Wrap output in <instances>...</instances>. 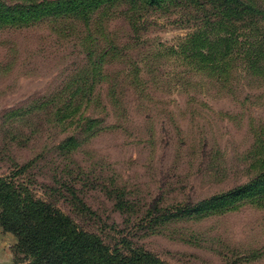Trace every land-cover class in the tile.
<instances>
[{
  "label": "rangeland",
  "instance_id": "1",
  "mask_svg": "<svg viewBox=\"0 0 264 264\" xmlns=\"http://www.w3.org/2000/svg\"><path fill=\"white\" fill-rule=\"evenodd\" d=\"M95 1L0 0L11 264H264V0Z\"/></svg>",
  "mask_w": 264,
  "mask_h": 264
},
{
  "label": "trees",
  "instance_id": "2",
  "mask_svg": "<svg viewBox=\"0 0 264 264\" xmlns=\"http://www.w3.org/2000/svg\"><path fill=\"white\" fill-rule=\"evenodd\" d=\"M195 1L201 2V0H195ZM207 1H209V0H207ZM120 2L126 3L129 6V9H132L134 7V5H133L134 2H139V5H143L144 7H148L149 9H153V7H154L156 9L160 10L161 4H163L164 1H161V0H96L89 7H96L97 5L103 6L104 4L112 5V3L117 4ZM236 3H238V0H232L231 2H229V0H216V4H217L218 10H219L218 12H220V15L222 17H227V11L234 10L233 5ZM79 5L83 6V2H80ZM85 7H86V5H85ZM124 14L126 17V12ZM119 15H120V13H119ZM104 19H106V18H104ZM128 26H129V28H131L129 23H128ZM111 51L115 52L116 49L111 43H109V46L104 51L101 52V55L99 56V58H97V60L94 62V64L97 66L101 65L102 61H103L102 60L103 57L105 55L109 54ZM85 67H87V66L85 65ZM75 91H77V90H75ZM262 161H264V158L262 159Z\"/></svg>",
  "mask_w": 264,
  "mask_h": 264
},
{
  "label": "crops",
  "instance_id": "3",
  "mask_svg": "<svg viewBox=\"0 0 264 264\" xmlns=\"http://www.w3.org/2000/svg\"><path fill=\"white\" fill-rule=\"evenodd\" d=\"M6 244L3 242V238L0 234V264H11L10 259L8 257Z\"/></svg>",
  "mask_w": 264,
  "mask_h": 264
}]
</instances>
